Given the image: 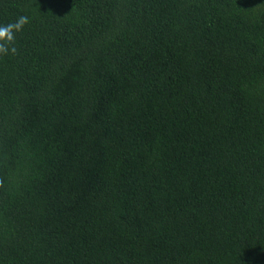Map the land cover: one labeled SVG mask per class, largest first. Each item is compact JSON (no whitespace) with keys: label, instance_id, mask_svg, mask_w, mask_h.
<instances>
[{"label":"trees","instance_id":"obj_1","mask_svg":"<svg viewBox=\"0 0 264 264\" xmlns=\"http://www.w3.org/2000/svg\"><path fill=\"white\" fill-rule=\"evenodd\" d=\"M0 264H264V0H0Z\"/></svg>","mask_w":264,"mask_h":264},{"label":"clouds","instance_id":"obj_2","mask_svg":"<svg viewBox=\"0 0 264 264\" xmlns=\"http://www.w3.org/2000/svg\"><path fill=\"white\" fill-rule=\"evenodd\" d=\"M23 22H24V18H21V20L17 22V27L19 28L20 26H22Z\"/></svg>","mask_w":264,"mask_h":264}]
</instances>
